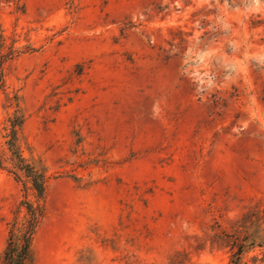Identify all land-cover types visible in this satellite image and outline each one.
Here are the masks:
<instances>
[{"label": "rangeland", "instance_id": "374dc122", "mask_svg": "<svg viewBox=\"0 0 264 264\" xmlns=\"http://www.w3.org/2000/svg\"><path fill=\"white\" fill-rule=\"evenodd\" d=\"M17 107L31 264H264V0H0V254Z\"/></svg>", "mask_w": 264, "mask_h": 264}, {"label": "trees", "instance_id": "16d2710c", "mask_svg": "<svg viewBox=\"0 0 264 264\" xmlns=\"http://www.w3.org/2000/svg\"><path fill=\"white\" fill-rule=\"evenodd\" d=\"M24 121V113L20 107H17L13 116L7 121L5 145L10 155L12 175L25 188L32 191L36 202L22 203L25 211L22 216H19V213L16 214L10 225L5 247L0 254V264H31V241L43 214L42 203L47 183L46 170L40 160L26 159L22 155L19 137ZM238 261L237 257L232 264H238Z\"/></svg>", "mask_w": 264, "mask_h": 264}]
</instances>
